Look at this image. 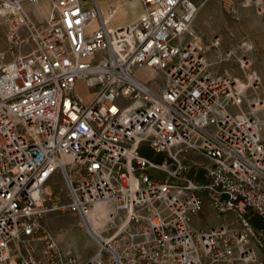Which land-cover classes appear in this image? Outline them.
Masks as SVG:
<instances>
[{
  "label": "built area",
  "instance_id": "built-area-1",
  "mask_svg": "<svg viewBox=\"0 0 264 264\" xmlns=\"http://www.w3.org/2000/svg\"><path fill=\"white\" fill-rule=\"evenodd\" d=\"M37 1L0 0V264L256 261L264 99L252 96L260 79L247 58L243 74L214 76L200 42H182L207 0H138L142 15L123 26L110 24L117 6L103 14L98 0H50L35 20L26 6ZM236 1L263 11L264 0ZM144 70L164 80L156 86ZM206 202L230 218L194 227ZM100 203L92 256L62 252L52 237L35 256L48 214L74 211L84 222Z\"/></svg>",
  "mask_w": 264,
  "mask_h": 264
},
{
  "label": "rangeland",
  "instance_id": "rangeland-1",
  "mask_svg": "<svg viewBox=\"0 0 264 264\" xmlns=\"http://www.w3.org/2000/svg\"><path fill=\"white\" fill-rule=\"evenodd\" d=\"M50 11L49 1L47 2ZM263 11L255 4L242 5L236 0H207L200 3L198 13L190 23V30L181 39L198 41L202 45L206 56H215L213 66L209 68L223 70L229 68L230 72H244L239 68V61L247 58L250 61L251 70H257L260 79L259 89L252 96H259L264 99V4ZM122 13L117 12L110 20L111 25H116L121 21ZM215 37H219L221 45L212 47L211 43ZM177 44L179 40H175ZM7 49L5 40V26L0 24V50ZM231 51V55L226 53ZM10 57V56H9ZM232 66V68H230ZM226 72V73H230ZM144 78H149L154 85L159 86L164 80L162 74H154L151 71H142ZM153 74V75H152ZM152 75V76H151ZM243 76V75H242ZM80 97L88 101L89 92L83 87L79 90ZM264 120V114L262 115ZM262 132L264 133V123ZM264 135V134H263ZM264 137V136H263ZM148 154V152H146ZM152 154L150 153V156ZM198 163V162H197ZM201 163V162H200ZM196 166L187 170L185 175L196 172ZM57 188L64 190V186L59 184ZM203 210L193 217L191 224L199 229L216 226L218 221L224 222L223 215L217 214L206 202ZM215 216H221L218 219ZM47 238L37 239L33 244V251L37 258H43V251L49 237H52L56 247L62 252L70 253L80 260H85L92 256L97 243L95 238L83 224L82 217L74 211L53 212L43 219ZM41 236V235H40Z\"/></svg>",
  "mask_w": 264,
  "mask_h": 264
},
{
  "label": "crops",
  "instance_id": "crops-1",
  "mask_svg": "<svg viewBox=\"0 0 264 264\" xmlns=\"http://www.w3.org/2000/svg\"><path fill=\"white\" fill-rule=\"evenodd\" d=\"M98 1H99L100 9H101L103 14L107 13L108 8L111 5L117 6V12L122 13V16H120L121 21L119 23H117L116 25H113V26H123L126 24L133 23L140 18V16L142 15V13L144 11L143 5L138 0H130V1H125V0H98ZM47 2H48V0H39L37 4H35L36 2L28 4L26 6V9L35 20H42L50 12L49 6L47 5ZM43 3H45V5H47V11H44L42 9L41 4H43ZM99 23H100V21L98 19H96V21L93 22L92 26H90L91 27L90 29L93 30L94 28H96L99 25ZM214 58H215V56H213V55L209 56L211 66H213L214 62L216 61V59H214ZM230 68H232V66ZM255 71L257 74H259L257 70H255ZM209 72H211V74L214 76L215 75L221 76V75L226 74V72H230V71H229V68H224L223 70H219V69L215 68V69H212L211 71L209 70ZM263 134L264 133L262 132V136H264ZM186 157L191 158L192 160H194L195 162H198V163L209 161V159L203 153H198V152H193V151L186 154ZM219 217H221V216H218V217L215 216L216 219H218ZM223 217L226 220L228 218H230L229 216H223ZM221 223H223V222L218 221L216 226H218ZM216 226H213V227H216ZM210 228H212V227L205 228V229H210ZM255 249H256V254H257V260L254 262H250V264H264V249H261V248H255Z\"/></svg>",
  "mask_w": 264,
  "mask_h": 264
},
{
  "label": "bare ground",
  "instance_id": "bare-ground-1",
  "mask_svg": "<svg viewBox=\"0 0 264 264\" xmlns=\"http://www.w3.org/2000/svg\"><path fill=\"white\" fill-rule=\"evenodd\" d=\"M38 1H39V0H38ZM38 1H37L35 4H37ZM48 1H49V4H50V0H48ZM41 5H42V9H43L44 11H47V5H45V3H43V4H41ZM94 21H96V19H94V20H92V21L90 22L89 27L92 26V24H93ZM90 28H91V27H90ZM151 72H154V71L151 70ZM144 77H145V75H144ZM80 88H81V87H80ZM80 88H79V90H80ZM79 90H78V93H79ZM89 95H90V94H89ZM83 99H84V98H83ZM85 101H86V100H85ZM104 206H105L104 203H100V204H98V205L96 206V208L94 209V211H93L90 215L84 216V222H85L86 224H85L84 222H83V224H85V226L87 225L88 230H89L90 233H92V234H93V232H92V229H93V228L96 229V230H98V228L103 224L102 220H98V219L95 218V214H96V212L100 211Z\"/></svg>",
  "mask_w": 264,
  "mask_h": 264
}]
</instances>
